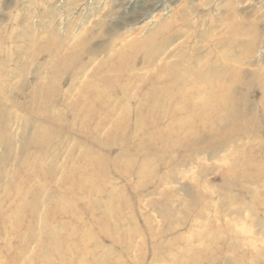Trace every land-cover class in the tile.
I'll return each mask as SVG.
<instances>
[{
    "label": "rangeland",
    "instance_id": "rangeland-1",
    "mask_svg": "<svg viewBox=\"0 0 264 264\" xmlns=\"http://www.w3.org/2000/svg\"><path fill=\"white\" fill-rule=\"evenodd\" d=\"M264 264V0H0V264Z\"/></svg>",
    "mask_w": 264,
    "mask_h": 264
},
{
    "label": "bare ground",
    "instance_id": "bare-ground-1",
    "mask_svg": "<svg viewBox=\"0 0 264 264\" xmlns=\"http://www.w3.org/2000/svg\"><path fill=\"white\" fill-rule=\"evenodd\" d=\"M65 264V263H64Z\"/></svg>",
    "mask_w": 264,
    "mask_h": 264
}]
</instances>
